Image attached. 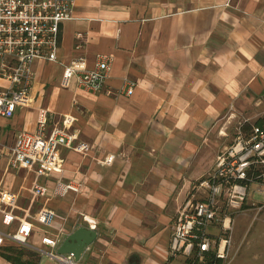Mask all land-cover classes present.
Segmentation results:
<instances>
[{"label": "crops", "instance_id": "crops-1", "mask_svg": "<svg viewBox=\"0 0 264 264\" xmlns=\"http://www.w3.org/2000/svg\"><path fill=\"white\" fill-rule=\"evenodd\" d=\"M97 55L111 58L101 92L61 86L64 65L84 58L92 69ZM32 71L28 105L0 116V193L16 196L17 218L4 225L0 211V231L14 233L42 207L55 217L52 226L34 222L25 244L5 241L0 264L19 253L25 263L58 264L41 250L58 254L79 227L96 237L75 264H190L169 249L177 210L203 197L194 186L237 128L264 121V0H74L55 61L36 59ZM125 78L135 83L130 95L119 91ZM9 86L0 75V88ZM40 108L45 136L69 116L75 143L89 150L61 148L60 171L36 178L10 165L8 148L20 131L36 130ZM108 155L110 165L101 162ZM58 179L77 180L82 191L32 198L34 181L51 189ZM59 229L55 248L42 244Z\"/></svg>", "mask_w": 264, "mask_h": 264}, {"label": "built area", "instance_id": "built-area-1", "mask_svg": "<svg viewBox=\"0 0 264 264\" xmlns=\"http://www.w3.org/2000/svg\"><path fill=\"white\" fill-rule=\"evenodd\" d=\"M73 5L74 0H0V75L10 83L8 88H0L1 117L11 118L17 107L28 105L34 75L32 63L36 59L55 61L59 26L72 18ZM84 63V58H78L64 65L61 86L67 88L74 84L77 89L97 94L109 76L111 58L97 55L92 69H85ZM134 87L135 83L125 78L119 91L130 95ZM47 119V109L40 108L36 130L20 131L8 148L10 165L30 170L36 178L60 171L58 155L61 148H72L79 153L89 150L88 144L75 143L76 134L71 131L73 118L64 116L61 124L54 126L45 136ZM241 127L242 124L232 143L215 157L210 173L195 184L194 189L201 191L203 197L195 199L191 195L177 210L169 240L172 254L200 259L205 253H212L224 262L232 242L234 220L231 215L242 210L252 184L257 185L254 193L264 198V121L261 125L252 124L247 134ZM2 153L0 149V156ZM113 159L114 156L108 155L101 162L110 165ZM81 191L82 183L77 180L58 179L51 189L34 181L31 196L65 197ZM258 204H262L259 211L264 207V200ZM15 206L14 194L0 193L4 225L17 220L13 214ZM29 216L18 219L14 233L0 231V246L5 241L25 244L33 223L52 226L55 213L42 207L35 215ZM209 226L218 229V236L207 233ZM61 233L62 229H59L56 234H46L42 244L55 248ZM41 253L58 264H75L72 253L54 254L44 250Z\"/></svg>", "mask_w": 264, "mask_h": 264}, {"label": "rangeland", "instance_id": "rangeland-1", "mask_svg": "<svg viewBox=\"0 0 264 264\" xmlns=\"http://www.w3.org/2000/svg\"><path fill=\"white\" fill-rule=\"evenodd\" d=\"M256 188V184L251 185L242 210L231 215L234 220L232 242L228 258L221 264H251L254 254H261L263 258L264 207L258 211V207L262 205L258 203L263 202L264 198L254 193ZM262 190L264 191V186ZM206 231L214 237L218 236V229L213 226H209ZM262 262L263 259L258 264Z\"/></svg>", "mask_w": 264, "mask_h": 264}, {"label": "water", "instance_id": "water-1", "mask_svg": "<svg viewBox=\"0 0 264 264\" xmlns=\"http://www.w3.org/2000/svg\"><path fill=\"white\" fill-rule=\"evenodd\" d=\"M96 232L87 227H79L70 233L59 246L58 254L72 253L77 258L93 242Z\"/></svg>", "mask_w": 264, "mask_h": 264}, {"label": "trees", "instance_id": "trees-1", "mask_svg": "<svg viewBox=\"0 0 264 264\" xmlns=\"http://www.w3.org/2000/svg\"><path fill=\"white\" fill-rule=\"evenodd\" d=\"M261 119L256 120L254 123L252 124H262ZM252 124L249 123H245L242 124L241 130L242 132H244L245 134H247L249 132V128ZM244 205V204H243ZM7 259L11 260L13 263L15 264H36V263H25L24 261L21 260L20 257V253L16 254L15 257H11V256H7ZM221 260L216 259L212 253H205L202 258L197 259V258H193L190 262V264H221Z\"/></svg>", "mask_w": 264, "mask_h": 264}]
</instances>
